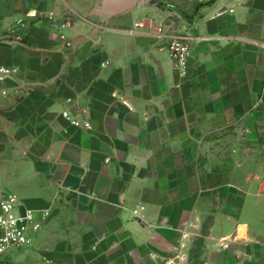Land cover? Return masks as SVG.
I'll use <instances>...</instances> for the list:
<instances>
[{
    "label": "crops",
    "instance_id": "0c3cea01",
    "mask_svg": "<svg viewBox=\"0 0 264 264\" xmlns=\"http://www.w3.org/2000/svg\"><path fill=\"white\" fill-rule=\"evenodd\" d=\"M101 2L0 0V65L16 69L0 84V180L50 211L6 264H264V230L194 187L196 149L264 125V0L146 1L112 19L93 15ZM150 21L192 36L186 78Z\"/></svg>",
    "mask_w": 264,
    "mask_h": 264
},
{
    "label": "rangeland",
    "instance_id": "374dc122",
    "mask_svg": "<svg viewBox=\"0 0 264 264\" xmlns=\"http://www.w3.org/2000/svg\"><path fill=\"white\" fill-rule=\"evenodd\" d=\"M163 5L160 3L159 6ZM58 36L67 47L70 46L69 39L60 29ZM235 128L210 137V143L203 152L196 149L194 187L202 185L203 179L205 187L201 192L204 201L211 210L220 208L228 222L234 219L255 230H264V125L251 130ZM201 157L210 163L209 168L213 167L211 173L200 175L198 165ZM223 169L226 172L223 173ZM199 192L200 189L196 190L197 196Z\"/></svg>",
    "mask_w": 264,
    "mask_h": 264
},
{
    "label": "built area",
    "instance_id": "2783aa9c",
    "mask_svg": "<svg viewBox=\"0 0 264 264\" xmlns=\"http://www.w3.org/2000/svg\"><path fill=\"white\" fill-rule=\"evenodd\" d=\"M153 35L160 40H166L165 49L168 51L174 70L179 76L186 78L189 71V61L193 52L192 36L175 32L171 26L164 22H151L149 24ZM69 26V23H67ZM147 25L145 22H138L134 27L124 29L126 33H137L138 29H144ZM20 39V36L18 37ZM16 69L0 65V84L5 83L13 77ZM4 93H6L4 91ZM62 116L67 119L71 125L90 129L91 122L83 119L80 115L71 114L69 110H64ZM109 161V159H108ZM145 209L144 206L134 210V215L140 216ZM43 217L38 215V210L32 209L25 205L23 201L15 194L6 191L0 180V264H6L5 256L11 249L26 247L32 242V233L40 230L43 220L50 216L49 209L42 211ZM46 264H67L51 259L45 260Z\"/></svg>",
    "mask_w": 264,
    "mask_h": 264
},
{
    "label": "water",
    "instance_id": "95a60500",
    "mask_svg": "<svg viewBox=\"0 0 264 264\" xmlns=\"http://www.w3.org/2000/svg\"><path fill=\"white\" fill-rule=\"evenodd\" d=\"M146 1L148 0H102L100 6L93 11V15L112 19Z\"/></svg>",
    "mask_w": 264,
    "mask_h": 264
}]
</instances>
